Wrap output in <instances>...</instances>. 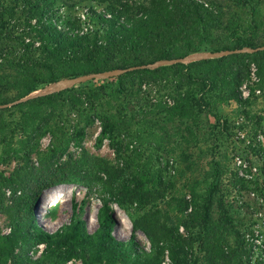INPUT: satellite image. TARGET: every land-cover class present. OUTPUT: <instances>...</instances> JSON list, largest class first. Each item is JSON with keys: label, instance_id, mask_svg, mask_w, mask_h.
I'll list each match as a JSON object with an SVG mask.
<instances>
[{"label": "trees", "instance_id": "1", "mask_svg": "<svg viewBox=\"0 0 264 264\" xmlns=\"http://www.w3.org/2000/svg\"><path fill=\"white\" fill-rule=\"evenodd\" d=\"M81 6L89 8L87 20L78 15ZM260 46L264 0H0V105L63 78ZM252 79L245 97L242 86ZM257 90L264 92V50L137 69L0 108L3 162L20 161L10 176L0 172V190L10 187L16 195L10 232L0 231V264H66L74 258L82 264H161L164 250L170 264H253L217 159L179 189L173 175L176 170L184 177L177 162L187 169L201 166L190 162L191 144L203 156L232 135L233 112L223 107L235 103L236 118H249ZM96 120V143L107 139L117 160L102 168V176L82 167L86 130ZM45 137L50 141L42 150ZM146 145L163 166L153 154L140 160ZM72 146L81 149V159ZM163 151L166 163L158 155ZM170 162L174 172L165 179ZM234 178L242 182L237 172ZM89 181L102 200L93 232L77 212L55 232L39 223L37 207L46 190ZM154 191L162 200L175 192L168 205L176 222L146 230L149 253L135 234L125 239L117 233L121 224L110 203L143 204ZM39 244L46 248L34 260L29 250Z\"/></svg>", "mask_w": 264, "mask_h": 264}, {"label": "rangeland", "instance_id": "2", "mask_svg": "<svg viewBox=\"0 0 264 264\" xmlns=\"http://www.w3.org/2000/svg\"><path fill=\"white\" fill-rule=\"evenodd\" d=\"M88 13L89 8L87 6L79 7L78 15L84 20H87ZM252 83L253 79L247 81L242 86L245 97L249 95ZM256 94L258 95V99L249 107V118H236L235 110L237 105L235 103L230 107H223V110L233 112L232 120L234 121V125L231 131L232 135L230 137L222 136L219 148H215L212 152L205 153L203 156L198 154V150L192 148L193 144H191V149L188 150L191 156L190 162H194L196 165L201 164V166L199 168L194 166L191 169H187L186 165H177V162L175 163L177 169L180 171L181 169L185 170L184 177L176 170L173 175L177 180V188L179 189L184 184L201 178L207 168H209L208 161L212 157L216 158L218 169L224 172L223 184L225 186V193L227 194L226 201L228 207L236 219L238 228L243 232L245 238H249L248 240L246 239L247 246H250L251 238L253 237L254 239V234L258 231L262 232V238L264 239V217L259 215V211L262 212L264 210V92L260 91L259 93L256 92ZM242 123L246 124L244 128L239 126ZM99 132L100 122L96 120L95 123L87 128L83 143L87 157L83 160L82 167L89 174L96 176H102V168L105 165L113 166L117 164L115 152L111 148L109 141L107 139L104 140L102 145L96 143V137ZM49 141L48 137H45L41 141L42 150L47 149ZM125 142L128 141L126 140ZM178 143H181V141L179 140ZM135 145L136 143L132 142L130 148L132 149ZM169 145L177 147L178 144L176 142ZM4 150V147L0 144V172H4L6 176H10L17 164H20V161L13 157L8 162H3V158L6 156ZM70 151L75 153L77 159H81L83 156L81 149L75 146H72ZM142 153L143 155L139 156L141 161L148 160L149 155L153 154L151 156L153 162L157 166L162 165L159 164L161 161L157 159L156 151L149 149L148 145L143 147ZM158 155L161 157L163 163H166L169 158L164 151ZM170 159L175 160L174 157ZM238 161H241L245 165H239ZM171 163L169 164V171H163L165 179L171 177V173L174 172ZM236 172L237 177L242 179V182H235L236 179L234 177ZM97 189V185L90 181L86 183L62 184L50 188L44 192L39 200L36 218L45 229L55 232L63 224L68 223L71 215L77 212L87 223L88 230L93 232L98 227V209L102 206V200L99 197ZM172 192L168 193L165 200H162L157 198V192L154 191L152 198L148 202L132 204L128 207H120L115 203H110L117 220L121 224V228L117 233L125 239L129 238L131 234H135L144 248L149 253H152V241L148 237V231L153 233L152 230H154L155 223L157 222H167L168 224L176 222V214L168 205L172 195L175 193L174 191ZM61 193L66 196L65 201L59 200ZM15 198L16 195L10 187H3L0 190V231L3 234L10 232V217L13 213L11 206ZM156 204H159L161 212H156V207L154 206ZM51 210L56 211L55 217L48 216ZM136 221L141 227H134ZM45 248V244L33 246L30 248L29 254L36 260L42 256ZM263 257L264 252L261 250L255 251L251 257L252 263L255 264L257 261L264 262ZM161 259V264H170L166 250L162 252ZM41 264H47L46 260H43ZM66 264H82V260L74 258L66 262Z\"/></svg>", "mask_w": 264, "mask_h": 264}, {"label": "water", "instance_id": "3", "mask_svg": "<svg viewBox=\"0 0 264 264\" xmlns=\"http://www.w3.org/2000/svg\"><path fill=\"white\" fill-rule=\"evenodd\" d=\"M259 50H264V46H260V47L253 48V49L252 48H244L241 50H225V51H219V52H203L200 54H194V55H190V56H186V57L174 59V60H161V61H158L154 64H149V65L132 66V67H127V68H116V69L102 71V72L84 74V75H80V76L73 77V78H63V79H60L59 81H57L56 83L47 86L48 88L46 87V88L40 89L39 92H34L28 96L17 99L11 103L0 105V108L9 107V106H12L15 104L23 103V102H26L32 98L38 97V96L58 93L60 91L66 90L72 86H75V85H78L81 83H86V82H89L92 80L118 77L122 74H125V73L130 72V71H134L137 69L158 67V66L169 65V64H173V63H177V62L188 63V62H192V61L200 60V59L217 58V57H222V56H226V55L233 54V53L255 52V51H259Z\"/></svg>", "mask_w": 264, "mask_h": 264}, {"label": "built area", "instance_id": "4", "mask_svg": "<svg viewBox=\"0 0 264 264\" xmlns=\"http://www.w3.org/2000/svg\"><path fill=\"white\" fill-rule=\"evenodd\" d=\"M254 80H256L255 77H254ZM256 92L259 93L260 90H257ZM238 163H239V165H242V166L245 165L244 163H241V161H238ZM259 215L264 217V210L262 212L259 211ZM262 237H263L262 232L258 231L256 234H254V239H253V237L251 238L250 246H252L253 253L257 250H261L262 252H264V239ZM246 239L248 240L249 238L246 237ZM261 260H263V259L261 258Z\"/></svg>", "mask_w": 264, "mask_h": 264}, {"label": "bare ground", "instance_id": "5", "mask_svg": "<svg viewBox=\"0 0 264 264\" xmlns=\"http://www.w3.org/2000/svg\"><path fill=\"white\" fill-rule=\"evenodd\" d=\"M59 200L60 201H65L66 200V196L61 193L60 196H59Z\"/></svg>", "mask_w": 264, "mask_h": 264}]
</instances>
